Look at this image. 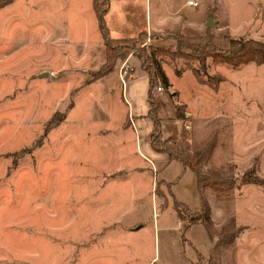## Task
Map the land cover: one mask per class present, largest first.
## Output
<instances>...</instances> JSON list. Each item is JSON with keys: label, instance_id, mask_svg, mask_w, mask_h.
<instances>
[{"label": "rangeland", "instance_id": "374dc122", "mask_svg": "<svg viewBox=\"0 0 264 264\" xmlns=\"http://www.w3.org/2000/svg\"><path fill=\"white\" fill-rule=\"evenodd\" d=\"M195 1L202 21L185 0H166L181 7L167 8L169 22L186 16L188 32L143 29L127 44L108 35L114 53L127 55L96 78L107 68V43L90 0H0V264H126L121 242L138 249L130 255L140 260L127 264H148L155 254L152 264H162L165 245L174 250L178 236L204 234L201 225L180 227L177 217L184 224L197 216L181 206L179 215L160 180H173L181 164L152 158L156 173L134 146L133 119L143 148L154 133L152 117L140 116L146 96L151 106L148 75L163 87L151 91L161 140L178 135L193 149L216 136L202 170L211 167L223 182L199 190L211 222L210 264H264V63L232 69L210 54L228 39L264 43V0ZM132 66L124 86L130 119L120 75ZM181 177L175 195L195 209L194 173ZM85 241H100L93 252L102 246L105 255L86 262Z\"/></svg>", "mask_w": 264, "mask_h": 264}, {"label": "crops", "instance_id": "0c3cea01", "mask_svg": "<svg viewBox=\"0 0 264 264\" xmlns=\"http://www.w3.org/2000/svg\"><path fill=\"white\" fill-rule=\"evenodd\" d=\"M188 0H185V2L182 4V6H190V7H196L193 6L191 4H187ZM198 2V1H197ZM152 3V0H109V5L107 8V13L105 14L104 17V23L105 26L107 27V32L109 35L110 39L113 38H128L129 36H135L138 33L142 32L143 29L148 30V31H152V32H162V31H169V30H173V29H182V31L184 32H188L189 31V25H188V20L187 17L185 16L184 20L185 23H179L180 20H178L177 22L179 23H170V19L169 16L170 14H168L167 8H169V10H171V12L173 13H177L180 10V6H176L174 8H171L168 6L166 0H154L153 1V17L150 16L149 20L146 17L147 16V7L148 4ZM199 4V2H198ZM90 6H92V0H90ZM144 6V9L143 7ZM198 6V5H197ZM196 11L197 17V21L203 20V16H204V9L201 10L199 12V9L194 8ZM181 11V10H180ZM171 13V14H172ZM195 14V15H196ZM96 16V15H95ZM97 20V18H96ZM98 26V25H97ZM99 29V28H98ZM101 31L99 29V35L98 38L100 40L103 39V37L101 36ZM141 65V64H140ZM129 68V66L127 67L126 65H123V67ZM122 68V67H121ZM133 70H134V66H132L131 71L128 72L124 70V74H127L126 78L123 76V79H121L122 84H121V88H122V97L123 99L126 100V102L129 104L128 105V117L130 118V111H133V105L131 103L128 102L127 97L124 96V89L126 88L127 83L130 81V79L132 78L133 75ZM121 73V72H120ZM123 74V73H121ZM121 78V76H120ZM125 78V79H124ZM148 79H149V75H148ZM125 86V88H124ZM147 87H148V80H147ZM149 88V87H148ZM148 95V93H147ZM144 102H146V111L144 113H142L140 116H145L148 117L147 111L149 108L148 102H147V96L144 98ZM149 118V117H148ZM131 119V118H130ZM133 119V118H132ZM134 119L132 121L131 126L133 127V131L135 133V142H134V146L137 149V151L146 159V161L148 160V163L151 164L152 166V170L153 171H158L157 166H155L154 163V159H159V160H171V161H175V162H179L175 159H168V155L165 152H159L156 151L154 148H152L151 146V135L152 132L150 131V136L147 139V144L144 145V148L142 147V144L140 143V135L137 133L136 128H135V122L133 125ZM125 128L127 127H123L121 126V130H125ZM153 130V129H152ZM145 151H148L149 156L145 155ZM154 158V159H152ZM181 164V170L178 172V174L175 176V178L173 180H168L167 178L165 179H160L162 180V182L165 183L166 185V189H167V183H171V189L170 191L167 192L171 195V207L173 208V198H175L177 201H180L184 204V206L189 208L190 211V215L191 216H197V219L195 220L194 223L190 224L189 227L187 228V230L190 231V229L195 226V225H201L203 226L205 232L204 234H198L197 237H193L192 235H184V237L187 239L186 242L182 241V235L178 236L177 238V244L174 250L170 249V247L166 246L164 247V261L162 264H210L209 260L211 257V250H212V246H213V240L211 239V237H209L204 225L202 222L199 221L198 218V212L200 211L201 207V195L199 192V189L197 187V182H196V176H195V187H196V191L199 193L200 196V201H199V205L194 209L193 207H191L189 204H186V201H183L181 199H178L175 195L174 192V187L176 185V183L178 182V180H180L182 177V174L187 172V170L189 169H184L183 165L181 162H179ZM141 166V165H140ZM133 167H136V165H134ZM132 167V168H133ZM141 170H145V167H140ZM120 178H123L120 177ZM156 185V183H155ZM152 188H153V182L151 183V186L148 188L149 189V193L151 194V200L153 199V193H152ZM156 199V198H155ZM175 209V208H174ZM176 212V211H175ZM177 216V215H176ZM181 218V217H180ZM179 218V219H180ZM177 217V223H179L180 227L183 228V224L182 220H179ZM98 243H100V241H89V242H84V256L86 259V262H89L90 259H93L95 257H101L105 255V252L102 251V246H99V250L100 253H94L93 252V247L94 245L96 246ZM101 245V244H100ZM122 246V251L123 254L125 255V263L127 264L130 260H140V258H137L136 256H132L134 255L133 253H135L136 250H138L137 248L134 251L133 246H129L127 245L126 247H124L125 243L121 242ZM190 245L194 252L196 253V259L195 261L190 260L187 256L186 253H184L185 250V246ZM131 250V251H130ZM142 250V249H141ZM140 250V252H141ZM134 251V252H132ZM143 251H145V249L143 248ZM129 252V253H128ZM129 254V255H127ZM132 254V255H130ZM131 256L134 257V259H131ZM201 256V257H200ZM156 258V254L153 255V257L151 259H149L148 264H152V261ZM200 259V260H199ZM160 259H158L159 261ZM175 262V263H174ZM154 264V263H153Z\"/></svg>", "mask_w": 264, "mask_h": 264}, {"label": "trees", "instance_id": "16d2710c", "mask_svg": "<svg viewBox=\"0 0 264 264\" xmlns=\"http://www.w3.org/2000/svg\"><path fill=\"white\" fill-rule=\"evenodd\" d=\"M101 5L102 8H101ZM109 5V0H93L92 6L93 11L96 14L97 18V25L98 28L101 31V34L103 36V39L105 43H107V27L104 23V17L107 13V8ZM116 39V38H115ZM121 42L126 43L128 41H133V38L128 39H120ZM124 45L125 47L120 48H127V45ZM192 47V46H191ZM106 62L107 68L104 70H99L96 74V78H99L101 76H104L111 72L114 69V64L116 63V56L120 59H125L127 54L123 53H114L113 46L106 45ZM209 52H206L205 55H207ZM213 60L217 62H222L226 64L227 66L231 67L232 69H235L236 67L254 62L256 64H262L264 63V43L255 40L253 38L245 39V38H235V39H228L226 43L224 44L223 48L220 49L218 52L210 53ZM115 57V58H114ZM156 71L158 74L159 80L165 87H169L168 78L165 74V72L160 68L159 65L156 67ZM196 72V71H195ZM197 75V72H196ZM155 81L152 78V76L148 79V87H149V96L148 100L151 104L148 115L152 117L153 119V134H152V140H151V146L156 151L159 152H165L168 155V159H175L182 163L184 169H189L194 175L196 176V182L197 187L199 190H203L206 187H213L212 185H218L220 182H223V180L217 179L220 177L218 172L214 171L211 167L206 169L207 171L202 170V166L206 165L208 163V159L211 157V154L215 148V137L211 136L208 137L204 142L200 144L201 147L199 148H193L191 149V146H189L188 143L181 141L178 139V135H174L172 137H168L165 139H160V121L155 116V106L154 101L152 98L151 91L156 88L154 87ZM213 87H216V85H213ZM176 116L183 118V114L179 107H177ZM177 133V132H176ZM251 177H243V182H254L256 181V178L250 179ZM218 183V184H217ZM215 188V187H214ZM167 189L170 191L171 189V183H167ZM201 195V194H200ZM184 207L186 210L189 211V208L184 206V204L180 201H177L175 198H173V208L177 211V213L180 215L179 209L181 207ZM201 209L198 212V218L199 221L203 223L208 235V229L210 228L211 222L209 218V209L206 205V201L202 199L201 197ZM203 213V215H202ZM192 223H185L183 225V230L186 231L189 225ZM210 236V235H209ZM182 241L186 242V238L184 235H182ZM201 257V256H200Z\"/></svg>", "mask_w": 264, "mask_h": 264}, {"label": "built area", "instance_id": "2783aa9c", "mask_svg": "<svg viewBox=\"0 0 264 264\" xmlns=\"http://www.w3.org/2000/svg\"><path fill=\"white\" fill-rule=\"evenodd\" d=\"M187 4H191L193 6H197L198 2L195 1V0H188ZM120 76H121V79H123V74H121ZM162 88L163 87L161 85H158L157 88H156L157 92H160L162 90Z\"/></svg>", "mask_w": 264, "mask_h": 264}, {"label": "water", "instance_id": "95a60500", "mask_svg": "<svg viewBox=\"0 0 264 264\" xmlns=\"http://www.w3.org/2000/svg\"><path fill=\"white\" fill-rule=\"evenodd\" d=\"M206 24H207L208 26H212V24H211V20H210V19H207ZM41 75H42V76H43V75H46V73H42Z\"/></svg>", "mask_w": 264, "mask_h": 264}]
</instances>
